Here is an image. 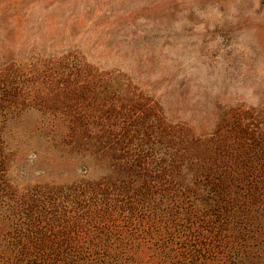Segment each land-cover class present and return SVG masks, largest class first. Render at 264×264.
Masks as SVG:
<instances>
[{"label": "trees", "instance_id": "16d2710c", "mask_svg": "<svg viewBox=\"0 0 264 264\" xmlns=\"http://www.w3.org/2000/svg\"><path fill=\"white\" fill-rule=\"evenodd\" d=\"M30 110L59 159L98 175L17 183ZM0 264H264V110L200 130L79 53L1 64Z\"/></svg>", "mask_w": 264, "mask_h": 264}, {"label": "rangeland", "instance_id": "374dc122", "mask_svg": "<svg viewBox=\"0 0 264 264\" xmlns=\"http://www.w3.org/2000/svg\"><path fill=\"white\" fill-rule=\"evenodd\" d=\"M76 53L126 73L169 118L200 130L236 103L264 110V0H0V65ZM39 120L20 115L17 183L98 175L59 159Z\"/></svg>", "mask_w": 264, "mask_h": 264}]
</instances>
